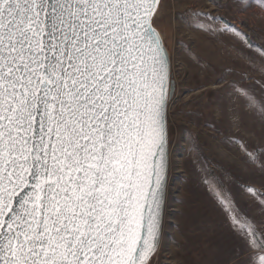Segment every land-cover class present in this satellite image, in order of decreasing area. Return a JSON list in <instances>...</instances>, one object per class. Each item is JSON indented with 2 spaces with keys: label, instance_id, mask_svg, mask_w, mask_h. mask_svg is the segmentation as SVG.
<instances>
[{
  "label": "snow or ice",
  "instance_id": "obj_1",
  "mask_svg": "<svg viewBox=\"0 0 264 264\" xmlns=\"http://www.w3.org/2000/svg\"><path fill=\"white\" fill-rule=\"evenodd\" d=\"M232 4L264 11V0ZM164 9L165 0H0V264H156L177 87L173 54L154 27ZM177 19L231 33L237 56L264 77V46L254 51L246 32L196 9ZM228 74L239 78L227 95L264 123V79ZM225 142L264 174V147ZM210 191L238 221L231 194ZM241 194L264 217V192L242 184ZM247 225L225 264H264V219Z\"/></svg>",
  "mask_w": 264,
  "mask_h": 264
},
{
  "label": "rangeland",
  "instance_id": "obj_2",
  "mask_svg": "<svg viewBox=\"0 0 264 264\" xmlns=\"http://www.w3.org/2000/svg\"><path fill=\"white\" fill-rule=\"evenodd\" d=\"M188 9L223 17L251 37L256 52L260 50L256 46H264V11L254 6L239 12L232 0H165V9L154 25L167 39L173 54L177 86L169 112V207L165 239L156 264H225L239 251V235L247 228V221L253 217L257 221L264 219L256 204L241 194L242 184L264 192V174L246 163L238 145L225 142L237 140L249 148L264 147V123L238 105L235 97L227 95L228 82L239 78L228 72L246 71L255 80L264 77L259 67H250L237 56L235 48L240 45L231 33L213 35L178 20L177 13ZM180 40L191 47L199 62L182 53L177 43ZM222 75L225 80L215 83ZM237 109L242 115L239 126L234 123ZM219 186L231 194L233 207L240 210L238 221L227 203L218 202L210 191Z\"/></svg>",
  "mask_w": 264,
  "mask_h": 264
},
{
  "label": "water",
  "instance_id": "obj_3",
  "mask_svg": "<svg viewBox=\"0 0 264 264\" xmlns=\"http://www.w3.org/2000/svg\"><path fill=\"white\" fill-rule=\"evenodd\" d=\"M155 27V26H154ZM157 29V28H156ZM157 31L159 32V30L157 29Z\"/></svg>",
  "mask_w": 264,
  "mask_h": 264
}]
</instances>
